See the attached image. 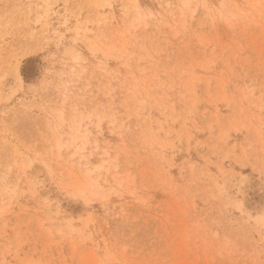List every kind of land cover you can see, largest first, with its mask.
Here are the masks:
<instances>
[{
  "label": "rangeland",
  "instance_id": "obj_1",
  "mask_svg": "<svg viewBox=\"0 0 264 264\" xmlns=\"http://www.w3.org/2000/svg\"><path fill=\"white\" fill-rule=\"evenodd\" d=\"M0 264H264V0H0Z\"/></svg>",
  "mask_w": 264,
  "mask_h": 264
},
{
  "label": "trees",
  "instance_id": "obj_2",
  "mask_svg": "<svg viewBox=\"0 0 264 264\" xmlns=\"http://www.w3.org/2000/svg\"><path fill=\"white\" fill-rule=\"evenodd\" d=\"M26 76V75H25Z\"/></svg>",
  "mask_w": 264,
  "mask_h": 264
}]
</instances>
